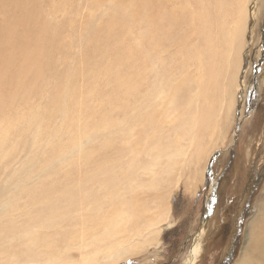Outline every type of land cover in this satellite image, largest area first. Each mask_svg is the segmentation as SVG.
<instances>
[{"label": "rangeland", "instance_id": "374dc122", "mask_svg": "<svg viewBox=\"0 0 264 264\" xmlns=\"http://www.w3.org/2000/svg\"><path fill=\"white\" fill-rule=\"evenodd\" d=\"M152 1L42 0L23 21L0 17L11 35L0 56V264H89L98 256L105 264V246L124 222L138 230L124 232L134 243L156 229L160 243L113 264H186L197 235L195 264L239 263L264 197V0L249 12L244 85L232 79L237 70L228 72L221 131L200 171L169 160L175 141L188 158L194 150L187 124L171 120L155 131L151 120L199 105L207 113H196L197 139L211 124L206 85L219 72L195 64V0ZM178 81L163 109L159 91ZM156 217L163 224L154 228Z\"/></svg>", "mask_w": 264, "mask_h": 264}, {"label": "bare ground", "instance_id": "6f19581e", "mask_svg": "<svg viewBox=\"0 0 264 264\" xmlns=\"http://www.w3.org/2000/svg\"><path fill=\"white\" fill-rule=\"evenodd\" d=\"M41 1L42 0H0V17L3 19L4 22L15 18H21V21H23L37 12L38 5L41 4ZM152 2L155 5L153 6L154 8H159L165 4V2L161 0H153ZM195 2L198 11L196 13H193L191 20L194 23H196L197 20H199L200 22L199 25H197V31L195 34L196 41L199 42V50H198L199 58H197L195 64L197 65L200 71H205L208 74L214 71L219 72L218 76L214 80L209 81L206 85L205 99L207 106L209 108L211 124L209 128L206 130V132L199 135V137L196 139V135H195L196 128L203 122L202 117L197 115L196 113H207V112L202 107L194 103H190V105L194 107L193 113H183V115H177L176 117H173L171 113H168L166 114V117H164V119L161 118L159 119V116L161 114L160 113L158 114L159 116L156 115V120L153 119L152 117L151 123L157 126L154 127L155 131H158L159 128H163V126L167 122H170L171 120L175 121L176 128H177L176 124L178 123L187 124V134L188 133L189 134L187 135V138L184 140H188V145L190 147H194V150L190 153L191 155H189L190 157L188 158V153L190 149L183 148L184 145L182 142H181L182 147L181 145L178 146V144L175 141L173 145L175 148L174 151L169 154V160L173 162L172 165L173 164L179 165L183 160H185L183 164H186L187 162L188 163L186 164L187 166L196 165L195 166L196 170L200 171L201 168L200 166L197 165L199 161L202 159L201 158L202 155L206 154L207 156H209L211 154L213 147L212 141L216 140L217 138L216 135H219L221 131L222 125L221 122L219 121H221L222 113H220V109H222L224 106V87H228L226 86V77L228 72L237 70L236 74H233L232 79L238 77L241 85H244L243 76L245 75L247 70L246 68L248 64V58L246 56L245 63L243 62L242 65V58H240V54L243 45L244 34H246L247 32V23L249 21V15L250 14L253 15L252 13L256 6V0L252 2V8L250 7V10L246 8L247 0H195ZM1 18H0V56H3L5 51L9 47V42L7 37L11 35L9 31L5 29V27L3 28L4 24L2 23ZM157 26H159V29L161 30V26L158 24ZM254 37H255V32L252 31L250 42L254 40ZM39 39L40 37L36 39L37 42ZM41 42L42 41L40 40V45ZM20 56L21 54L18 52V55L16 57H14L13 59L10 58L9 59L11 61L18 60ZM170 68L171 67H169V69ZM182 85L184 84L181 81H178V83L176 84L177 87L169 86V89L174 93L173 97L171 91L170 92L168 91L169 89H167V92L165 93L159 91L160 93L158 94V96L161 99L159 100L161 101L163 109H167V108L169 109L171 107L172 105L171 103L173 102V100H175V96L178 93V89ZM245 88L246 86L243 87V89ZM244 91L245 90H243V92L240 93V98L243 99V101L245 100L243 97L246 96V93L244 94ZM164 96L168 98L167 102L165 101L166 99L164 98ZM234 97L233 99L235 100ZM233 99L231 97V102H229L230 104L228 105L229 109L231 108L232 104L234 105L235 103ZM0 102H4V101H0ZM175 107H176L175 103H173L172 109L173 108L176 109ZM243 112H244V107L241 109L242 117L239 118L241 125L247 123L246 122L247 120L244 118ZM165 118L168 119L165 120ZM188 128H190L189 132H188ZM180 136H179L180 141H183V137ZM236 137L237 135L235 132L230 138L231 141L230 145L234 143ZM162 196L165 195H159V198L160 197L162 198ZM162 202L163 200L160 199L159 203ZM168 215L169 213L160 214L159 216L162 217L164 221L165 220L167 221ZM160 217L153 218V220L157 219L160 222H156L157 220L156 221L154 220L151 222V224L149 222V224L150 225L153 224L152 226H154L156 223L163 224L161 222L162 220L159 219ZM250 218L251 220L248 225V233H249L247 238L248 241L245 249L241 254V259L238 264H254V262L256 261L259 262L260 264H264V197L259 204L258 210ZM155 227H158V225L157 226L155 225L154 228ZM118 229H120L118 235L115 236L114 239H111V241L107 243L108 245L105 246V264L106 263L109 264L111 260H113V262L110 264H113L115 261L122 260L123 258H127V256L131 257L132 254H136L135 251L138 248L145 247L146 242L150 243L153 240V243L157 242L156 243L157 246L160 243L158 242L159 241L158 236L160 234V230L156 229L155 236H152V238H151L152 232L150 231L151 235L149 234L150 236L148 235V237L143 239L140 242V244H138V242L134 243V239L133 241L132 239H130V236L134 232H138V230L134 227V225H132V223L124 222L122 224H119L116 226V230ZM124 234L130 236L127 237L124 236ZM138 235L139 234H137V236ZM201 238L202 236L200 235H197L195 237L194 245L191 248L189 255L186 258V264H195L196 262L195 260L200 254L201 248L203 247V246L201 247V241H200ZM106 241H108V238ZM148 246L151 245L149 244ZM92 257H97V256H91V258ZM99 260H100L99 256L98 258L90 259L89 264H100Z\"/></svg>", "mask_w": 264, "mask_h": 264}]
</instances>
